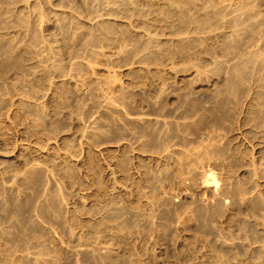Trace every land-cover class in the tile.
Returning a JSON list of instances; mask_svg holds the SVG:
<instances>
[{
	"label": "rangeland",
	"instance_id": "374dc122",
	"mask_svg": "<svg viewBox=\"0 0 264 264\" xmlns=\"http://www.w3.org/2000/svg\"><path fill=\"white\" fill-rule=\"evenodd\" d=\"M0 264H264V0H0Z\"/></svg>",
	"mask_w": 264,
	"mask_h": 264
},
{
	"label": "bare ground",
	"instance_id": "6f19581e",
	"mask_svg": "<svg viewBox=\"0 0 264 264\" xmlns=\"http://www.w3.org/2000/svg\"><path fill=\"white\" fill-rule=\"evenodd\" d=\"M258 175V174H257ZM205 185H211L212 183H215V185H216V183H217V179H216V177L214 176V174L212 173V172H210V174L208 175V179H206L205 180ZM203 183V184H204ZM214 185V186H215ZM217 186V185H216Z\"/></svg>",
	"mask_w": 264,
	"mask_h": 264
}]
</instances>
